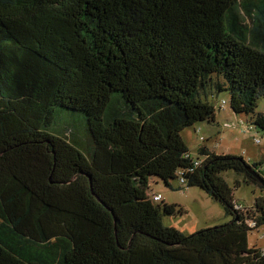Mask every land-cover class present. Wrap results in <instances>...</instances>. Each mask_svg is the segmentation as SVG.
I'll return each instance as SVG.
<instances>
[{
    "label": "trees",
    "instance_id": "16d2710c",
    "mask_svg": "<svg viewBox=\"0 0 264 264\" xmlns=\"http://www.w3.org/2000/svg\"><path fill=\"white\" fill-rule=\"evenodd\" d=\"M223 93L264 132V0H0V264H264V163L183 138ZM156 179L231 220L165 226Z\"/></svg>",
    "mask_w": 264,
    "mask_h": 264
},
{
    "label": "rangeland",
    "instance_id": "374dc122",
    "mask_svg": "<svg viewBox=\"0 0 264 264\" xmlns=\"http://www.w3.org/2000/svg\"><path fill=\"white\" fill-rule=\"evenodd\" d=\"M216 101L220 104L227 102L226 110L217 112L216 121L213 124L202 123L185 130L183 138L192 157H196L198 148L205 144L208 149L217 155H236L243 157L251 164L264 163V132L249 130L246 124L250 118L233 114L229 110V96L227 93L220 94ZM264 111V99L259 102L257 113ZM197 130V131H196ZM199 130V131H198ZM231 188L235 182H242L243 177L232 172L223 175ZM173 189L156 179V184L151 187L152 194H160L163 203L176 205L184 212L182 215L165 217V226L175 227L181 233L190 235L196 231L219 226L231 220L225 215L223 207L198 188H185L178 180L172 182ZM181 188V190H179ZM259 189L244 184L234 191L235 201L245 207H250ZM262 231V230H261ZM263 231L249 234V244L262 247L264 240L261 239Z\"/></svg>",
    "mask_w": 264,
    "mask_h": 264
},
{
    "label": "built area",
    "instance_id": "2783aa9c",
    "mask_svg": "<svg viewBox=\"0 0 264 264\" xmlns=\"http://www.w3.org/2000/svg\"><path fill=\"white\" fill-rule=\"evenodd\" d=\"M152 200H153V202H155V203H159V202L163 201V197H162V195H160V194H154L153 197H152ZM261 239H262V240L264 239V234H263V236L261 237ZM263 253H264V246H263Z\"/></svg>",
    "mask_w": 264,
    "mask_h": 264
},
{
    "label": "water",
    "instance_id": "95a60500",
    "mask_svg": "<svg viewBox=\"0 0 264 264\" xmlns=\"http://www.w3.org/2000/svg\"><path fill=\"white\" fill-rule=\"evenodd\" d=\"M254 176L259 180L260 184L264 187V181L258 175H254Z\"/></svg>",
    "mask_w": 264,
    "mask_h": 264
}]
</instances>
